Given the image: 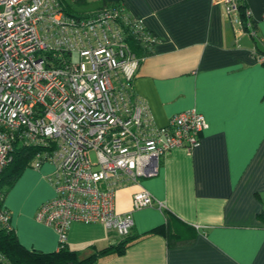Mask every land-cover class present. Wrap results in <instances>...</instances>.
Listing matches in <instances>:
<instances>
[{
  "label": "crops",
  "instance_id": "1",
  "mask_svg": "<svg viewBox=\"0 0 264 264\" xmlns=\"http://www.w3.org/2000/svg\"><path fill=\"white\" fill-rule=\"evenodd\" d=\"M61 1L68 17L123 6L154 41L132 84L154 125L164 127L188 110L209 125L196 149H173L156 177L141 181L162 208L132 213L138 239L123 253L97 257L122 240L100 224H72L67 247L82 259L95 257L92 264H264V66L255 61L264 54V0H247L253 37L229 20L222 0ZM52 173L50 164L26 168L2 206L18 242L45 254L57 251L58 237L35 213L54 197ZM137 190L115 193L116 214L132 210ZM188 228L189 242H169V230Z\"/></svg>",
  "mask_w": 264,
  "mask_h": 264
},
{
  "label": "built area",
  "instance_id": "2",
  "mask_svg": "<svg viewBox=\"0 0 264 264\" xmlns=\"http://www.w3.org/2000/svg\"><path fill=\"white\" fill-rule=\"evenodd\" d=\"M222 1L229 20L253 37L252 12L239 9L247 0ZM128 18L121 5L68 17L61 0H0V173L15 146L36 150L33 169L52 166L47 181L54 197L39 206L35 220L55 231L57 249L74 223L100 224L125 237L134 211L161 209L141 181L156 177L173 149H196L209 126L194 110L154 125L132 88L144 56L124 42ZM136 25L150 48L151 35ZM255 61L264 66V54ZM128 186L138 188L132 210L116 214L115 193ZM10 219L0 206V225L10 229Z\"/></svg>",
  "mask_w": 264,
  "mask_h": 264
},
{
  "label": "trees",
  "instance_id": "3",
  "mask_svg": "<svg viewBox=\"0 0 264 264\" xmlns=\"http://www.w3.org/2000/svg\"><path fill=\"white\" fill-rule=\"evenodd\" d=\"M111 5L120 7L119 3ZM247 6L246 2H242L239 7L240 11ZM241 17L244 19L243 13H241ZM128 19L127 24L123 27L124 42L128 49L134 54L144 56L149 50L140 40L143 33L140 29H137L136 22L132 17ZM35 152L36 150L31 147H14L11 162L5 167V169H2L0 173V206H3L4 198L6 196L5 194H7L15 181H17L22 171L28 167H33V156ZM170 219L171 217H169L168 221H170ZM169 231L171 237L169 242H179L182 244L189 242V239L193 237L194 233L192 228H188L185 234L172 232L173 230ZM121 239L122 240L117 245L101 251L97 254V257L107 252L123 253V250L138 238L137 236H132L131 230L127 236L121 237ZM94 261L95 257L85 259L80 258L78 253L70 250L66 244L57 249L54 253L48 254L35 250H27L18 242L11 228L8 229L0 225V264H92Z\"/></svg>",
  "mask_w": 264,
  "mask_h": 264
},
{
  "label": "rangeland",
  "instance_id": "4",
  "mask_svg": "<svg viewBox=\"0 0 264 264\" xmlns=\"http://www.w3.org/2000/svg\"><path fill=\"white\" fill-rule=\"evenodd\" d=\"M89 5V4H88ZM86 6L87 5H82V7H80V8H83V10H86L87 9V11H89V6L86 8ZM86 12V11H85ZM78 55L77 54H75L74 56H72L73 57V61H74V63H78L79 62V57H77ZM33 169V168H32Z\"/></svg>",
  "mask_w": 264,
  "mask_h": 264
}]
</instances>
